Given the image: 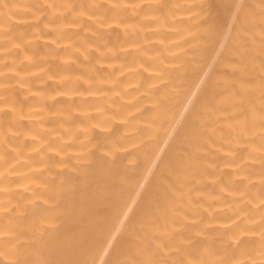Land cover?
Here are the masks:
<instances>
[{"label": "bare ground", "instance_id": "bare-ground-1", "mask_svg": "<svg viewBox=\"0 0 264 264\" xmlns=\"http://www.w3.org/2000/svg\"><path fill=\"white\" fill-rule=\"evenodd\" d=\"M0 264H264V0H0Z\"/></svg>", "mask_w": 264, "mask_h": 264}]
</instances>
